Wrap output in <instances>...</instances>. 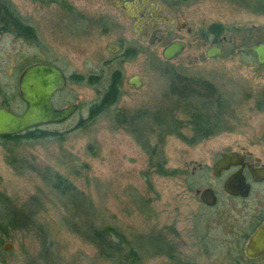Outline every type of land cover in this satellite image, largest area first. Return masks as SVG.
Returning <instances> with one entry per match:
<instances>
[{"label": "rangeland", "instance_id": "obj_1", "mask_svg": "<svg viewBox=\"0 0 264 264\" xmlns=\"http://www.w3.org/2000/svg\"><path fill=\"white\" fill-rule=\"evenodd\" d=\"M13 1L38 25L44 48L12 36L0 41V82L10 103L31 59H55L69 77L101 74L102 82H69L64 94L79 104L78 112L44 128L62 137L0 142V259L8 264H121L90 241L94 230L112 227L123 236L115 234L113 240L138 250L137 264H264V259L245 263L237 258L241 202L222 196L217 206L206 207L196 193L202 183L191 177L195 161L210 162L207 151L218 147H245L264 159V106H257L264 66L256 72L255 55L243 49L264 41V7L256 5L264 6V0H182L181 16L189 24L224 26L225 57H208L200 41L170 62L162 56V44L147 48L123 68L120 100L92 119V105L120 65L104 63L111 56L107 46L123 33L118 28L100 33L91 23L94 31L87 34L76 24L84 17L95 22L101 13H117L115 7L110 0H68L76 8L71 15L57 4ZM65 14L71 21H60ZM129 27L126 36L134 39L130 21ZM134 75L143 80L139 88L130 83ZM4 99L0 96V102ZM218 99L224 111L217 112ZM196 112L218 116L212 119L217 129L204 144L191 140L188 122ZM169 113L182 135L157 129L162 119L163 128L171 124ZM81 118L84 127H78ZM152 155L159 164L166 161L164 173L147 176ZM6 242L12 243L10 250Z\"/></svg>", "mask_w": 264, "mask_h": 264}, {"label": "flooded vegetation", "instance_id": "obj_2", "mask_svg": "<svg viewBox=\"0 0 264 264\" xmlns=\"http://www.w3.org/2000/svg\"><path fill=\"white\" fill-rule=\"evenodd\" d=\"M35 2L42 3L44 5H59L62 6L66 11H69L72 15L73 12L76 11L74 8V4H72L68 0H33ZM112 5L115 7L116 11L101 13V17L97 21H88L87 18H83L80 20L77 26L82 27V30H86L87 34H92L94 29L91 30V23L96 24L99 27L100 33L104 34H112L115 32V29H119V31L123 34L119 36L113 42H110L107 46V49L111 53V56L104 60V63L107 65L120 64L115 68L108 78V83L104 87V90L101 91V96L97 102H99L102 98L109 85L114 86V90H116V99L114 103H117L120 100V97L124 93L125 86V73L123 68L126 63L129 61L136 60V58L140 57L141 54L145 53L146 49L151 48L152 46H156L159 44L163 45V49L175 41H180L185 44L184 49L177 54L173 59L166 61L170 62L173 60H178L181 56L191 47H194L197 42H201L203 46L206 47V54L210 47L219 46L223 48V53L225 54L224 43L227 42L228 38L225 34V28L221 23H212L207 25L205 22L202 23L200 27H194L189 24L186 20L182 18L183 8L181 6L182 0H110ZM109 3V2H107ZM105 4V2H103ZM106 10V9H105ZM109 10V9H107ZM106 10V11H107ZM8 19L11 21V24L8 22ZM60 21H71L69 20V16L67 14L64 15ZM130 25L132 30L135 32V38L129 39L126 36L127 30ZM71 24V22H70ZM215 25H222L223 32L219 33L216 30ZM86 27V28H85ZM126 32V33H125ZM12 36L15 39L20 40L21 42L26 43L27 45H31L33 48L40 49L44 48L42 43V37L40 31L38 29V25L29 20V18L24 14H22L17 8L15 2L13 0H0V41L3 37ZM191 37V40H189ZM162 49V52H163ZM248 51V50H247ZM254 55V54H253ZM163 56V54H162ZM208 56V55H207ZM209 57V56H208ZM221 57V56H214ZM211 57V58H214ZM225 57V56H223ZM28 63L23 70L29 65L36 62H47L54 64L61 68L66 75L67 85L64 89L57 91L52 96V101L54 107L57 109L65 108L71 104H75V102H71L70 98L64 94L68 84L72 80L74 76H84L80 74H74L72 76H68L64 71L63 67L58 64L57 60H48L45 58H40L38 60ZM183 61V60H182ZM179 61V66L183 63ZM149 61H145V64H148ZM258 68L264 65H257ZM260 73L261 70H258ZM22 70V72H23ZM118 71L121 73V78L119 81L111 82V75ZM21 72V73H22ZM21 75V74H20ZM93 76L98 78V83L102 82L101 74H93L89 75L86 78ZM135 77H139L137 82L140 83L139 86L133 82ZM19 80L17 83V91L14 96L11 97V103L9 99L6 97V91L3 89V85L0 82V96L5 99L0 102V106L7 107L17 113H23L26 110V103L22 99L19 90ZM77 82L78 81H73ZM97 83V84H98ZM130 83L139 88L143 85V80L140 75H134L130 79ZM192 85V84H191ZM193 86V85H192ZM262 97L257 106L261 109L264 106V92L260 94ZM7 98V99H6ZM218 107H220L219 112L225 110V105L218 99ZM20 105L22 108H16L13 103ZM78 104V103H76ZM222 109V110H221ZM79 110V104H78ZM78 110L72 114L67 120L41 125L37 127H33L32 129H28L26 131L13 134V135H3L0 136V142H8V143H19V141H11L4 140V137H15L22 136L29 131L35 130H43L50 131L48 129L50 126L60 125L68 121L73 115H75ZM217 111V112H218ZM147 112V110H141L139 114L143 115ZM144 113V114H143ZM138 114V115H139ZM143 114V115H142ZM139 115V116H140ZM85 121L84 118H81L80 124ZM78 127H84V125ZM52 132V131H50ZM194 144L206 143L204 140L194 141ZM209 155V160H197L195 161V165H193V170L191 172V177L193 179L200 180L202 186L196 189V193L199 196L202 204L206 207L212 208L217 206L223 196L226 199L237 200L241 202L240 210H237L238 219L241 220V226L237 227V240L239 248L236 251L237 258L240 261H244L245 263L256 262L264 259V253L256 258L250 257L246 253V244L251 238V236L255 233V231L260 228L264 224V159L263 157L254 154L252 151H249L245 147L240 148H225L218 147L214 150L207 151ZM225 155H232L231 162L229 165L217 166V163L222 160ZM165 162H161L162 167L165 165ZM258 172V175H255L254 172ZM238 177V179H242L243 181V192H246V188H248L246 195L242 193L239 195L231 194L225 189V185L227 181L232 177ZM1 177V182L3 181V177ZM238 186V183L236 184ZM212 189L214 194L217 197V202L214 205H208L201 199V194L205 189Z\"/></svg>", "mask_w": 264, "mask_h": 264}, {"label": "water", "instance_id": "obj_3", "mask_svg": "<svg viewBox=\"0 0 264 264\" xmlns=\"http://www.w3.org/2000/svg\"><path fill=\"white\" fill-rule=\"evenodd\" d=\"M185 44L180 41H175L163 49V57L167 60L173 59L184 49ZM244 50L251 51L259 66L264 65V41L258 42ZM207 55L209 57L225 56L223 48L219 46H212L208 49ZM258 66L255 67L257 71ZM139 77H135L133 82L136 86ZM67 85V78L65 73L58 66L47 62H36L26 67L20 75L19 90L22 99L26 103V110L23 113H17L7 107L0 106V136L13 135L33 127L58 123L67 120L72 114L78 110V104H71L65 108L57 109L54 107L52 96L55 92L64 89ZM232 155H225V157L217 163V166H227L231 162ZM258 175V172H254ZM1 181V177H0ZM238 183V186L236 185ZM242 179L238 177L230 178L225 189L231 194L246 195L243 192ZM201 199L208 205H214L217 202V197L212 189H205L201 194ZM4 248L10 250L12 243L6 242ZM246 253L248 256L256 258L264 253V224L258 228L251 236L246 244ZM0 264H8L0 259Z\"/></svg>", "mask_w": 264, "mask_h": 264}, {"label": "trees", "instance_id": "obj_4", "mask_svg": "<svg viewBox=\"0 0 264 264\" xmlns=\"http://www.w3.org/2000/svg\"><path fill=\"white\" fill-rule=\"evenodd\" d=\"M256 5L258 6V8L264 7L263 4L260 3V1H258ZM8 22L11 24V21L9 19H8ZM215 28L217 31H219V33L223 32L222 25H215ZM248 52L253 54L251 51H248ZM120 78H121V73L118 71H115L111 75L110 79L112 82V81H119ZM72 80L78 81V82L87 81L90 85H95L99 81L97 77H93V76H90L88 78L84 76H74L72 77ZM180 83H182V86L184 88L186 87V84H187L186 82L179 80V84ZM114 89L115 88L112 84L109 85L108 89L103 95V98L99 102H96L95 104L92 105L89 119H92L98 116L99 114L104 112L107 108H109L112 104H114L115 99H116L115 98L116 90ZM218 110H220V107H218L217 111ZM213 117L216 119L218 118V116H210V115L203 114L200 112L193 113L190 121L188 122V124L192 125V128H191L193 132V135L191 138L192 141L203 140L215 133V129H217L215 128V125L219 123L214 124V122L212 121ZM168 118L171 121V124L168 125L166 128H163V125H162L163 119L161 118L162 119L161 122L157 124L159 126V128L157 129L160 132H162L163 130L162 133H165L167 135L168 134L182 135L181 132L179 131L180 129L175 128L179 126V123L177 122L176 124L173 123L174 120L170 113L168 115ZM82 125L84 124L81 123L80 126ZM62 135L63 134L61 132L35 130V131H29L28 133L22 136L4 137V140L20 142L21 140H24V139L41 140V139H45L51 136L62 137ZM153 157L154 156L152 155V158L150 160V172H147V176H149V174L152 173L153 171L156 173H164V169L162 165L157 163ZM113 235H115L116 237L118 236L119 238L120 237L123 238V236L119 234L115 228L105 227L99 230H94L90 241L94 243V245H96L99 248L100 252L107 258L120 261L121 264H137V262L141 260V257L139 255L140 253L138 252V250L134 247H130V249L126 248L123 241L113 240Z\"/></svg>", "mask_w": 264, "mask_h": 264}]
</instances>
